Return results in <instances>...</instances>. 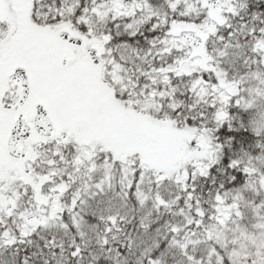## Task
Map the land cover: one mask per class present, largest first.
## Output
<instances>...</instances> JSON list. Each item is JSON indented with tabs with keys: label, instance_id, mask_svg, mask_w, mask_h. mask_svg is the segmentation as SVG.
<instances>
[{
	"label": "snow or ice",
	"instance_id": "1",
	"mask_svg": "<svg viewBox=\"0 0 264 264\" xmlns=\"http://www.w3.org/2000/svg\"><path fill=\"white\" fill-rule=\"evenodd\" d=\"M0 264H264V0H0Z\"/></svg>",
	"mask_w": 264,
	"mask_h": 264
},
{
	"label": "trees",
	"instance_id": "2",
	"mask_svg": "<svg viewBox=\"0 0 264 264\" xmlns=\"http://www.w3.org/2000/svg\"><path fill=\"white\" fill-rule=\"evenodd\" d=\"M242 146L247 147L246 145H242Z\"/></svg>",
	"mask_w": 264,
	"mask_h": 264
}]
</instances>
